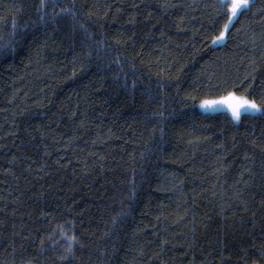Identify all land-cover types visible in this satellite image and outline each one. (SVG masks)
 Returning a JSON list of instances; mask_svg holds the SVG:
<instances>
[{
  "label": "trees",
  "instance_id": "obj_1",
  "mask_svg": "<svg viewBox=\"0 0 264 264\" xmlns=\"http://www.w3.org/2000/svg\"><path fill=\"white\" fill-rule=\"evenodd\" d=\"M219 13L0 0V264H264V112L199 106L264 97V0Z\"/></svg>",
  "mask_w": 264,
  "mask_h": 264
},
{
  "label": "snow or ice",
  "instance_id": "obj_2",
  "mask_svg": "<svg viewBox=\"0 0 264 264\" xmlns=\"http://www.w3.org/2000/svg\"><path fill=\"white\" fill-rule=\"evenodd\" d=\"M252 6V0H218L220 13L226 18L227 22L218 36L212 40L213 44L223 41L230 31L234 20L242 15L245 10H249ZM237 92L241 94L238 95ZM250 93L247 89H240L239 86L235 90H228L226 95L220 96L219 99H204L200 102V107L204 109H213L217 106H226L231 112L234 120L241 119L242 112H264V97L260 98V103H257L255 97L249 98ZM192 99H195L194 97ZM75 240V237L71 238ZM71 250V243L69 244Z\"/></svg>",
  "mask_w": 264,
  "mask_h": 264
},
{
  "label": "rangeland",
  "instance_id": "obj_3",
  "mask_svg": "<svg viewBox=\"0 0 264 264\" xmlns=\"http://www.w3.org/2000/svg\"><path fill=\"white\" fill-rule=\"evenodd\" d=\"M200 110H202L203 112L226 111L231 115V112L228 110V108L226 106H217L216 108H213V109H204V108L200 107ZM242 113H244V112H242ZM252 113H257V112L253 111ZM231 117H232V115H231Z\"/></svg>",
  "mask_w": 264,
  "mask_h": 264
}]
</instances>
